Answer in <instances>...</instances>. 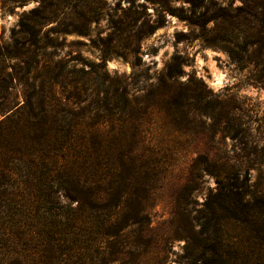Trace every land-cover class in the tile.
<instances>
[{
    "label": "trees",
    "instance_id": "16d2710c",
    "mask_svg": "<svg viewBox=\"0 0 264 264\" xmlns=\"http://www.w3.org/2000/svg\"><path fill=\"white\" fill-rule=\"evenodd\" d=\"M257 8L248 13L259 32L264 30V5ZM219 16L199 17V22ZM75 30L87 34L89 27ZM20 32L34 45L55 44L25 21ZM254 44L263 51V38L257 37ZM86 64L91 68L82 71L89 75L92 99L87 107L74 101L80 89L79 79H74L69 86L76 92L64 101L43 99L36 105L27 99L0 121V264H114L129 254L127 247L144 246L132 263L140 264L150 245L158 244L151 234L150 210L160 183L166 181L167 161L148 142L149 130L158 114L182 133L183 122L200 116L196 110L202 97L181 88L179 56L172 58L165 76L141 103L133 100L128 86L113 85L104 62ZM56 84L67 83L57 79ZM209 116L212 134L195 139L201 146L195 163L202 159L205 166L196 176L213 166L218 185L198 215L185 212L181 264H264V191L253 190L249 171L241 178V167L221 162L212 153L218 134L241 143L250 139L231 135L227 114ZM195 188H186L188 197ZM129 229L137 231L136 240L129 241Z\"/></svg>",
    "mask_w": 264,
    "mask_h": 264
},
{
    "label": "rangeland",
    "instance_id": "374dc122",
    "mask_svg": "<svg viewBox=\"0 0 264 264\" xmlns=\"http://www.w3.org/2000/svg\"><path fill=\"white\" fill-rule=\"evenodd\" d=\"M261 5L264 0H0V121L27 99L36 105L43 99L64 101L76 92L69 86L74 79L80 88L74 101L87 107L92 99L89 75L82 71L91 68L86 61L104 62L113 85L128 86L133 100L141 103L165 76L172 58L181 57V88L202 97L196 110L200 116L183 122L182 133L169 118L153 117L148 142L167 161L166 181L160 183L150 210L151 234L158 244L150 245L140 264H181L185 212L198 215L209 192L216 190L215 167L196 176L205 166L202 159L195 163L201 151L195 139L212 134L209 115L227 114L231 135L250 139L241 143L218 134L212 153L241 167V178L249 171L253 190L264 191V49L260 52L254 44L257 37L264 39V30L254 28L255 19L248 13ZM209 15L220 16L199 22ZM22 21L38 26L41 35L47 33L54 46L32 44L20 32ZM84 26L89 27L87 34L75 30ZM52 29L70 32L56 34ZM219 72L224 75L221 84L215 81ZM57 79L67 84H56ZM189 185L196 188L188 197ZM126 232L129 241L138 237L133 229ZM144 249L129 246V254L114 264H132Z\"/></svg>",
    "mask_w": 264,
    "mask_h": 264
},
{
    "label": "bare ground",
    "instance_id": "6f19581e",
    "mask_svg": "<svg viewBox=\"0 0 264 264\" xmlns=\"http://www.w3.org/2000/svg\"><path fill=\"white\" fill-rule=\"evenodd\" d=\"M223 80H224V75L222 73L219 72L218 74L215 75V81L217 82V84H221Z\"/></svg>",
    "mask_w": 264,
    "mask_h": 264
}]
</instances>
